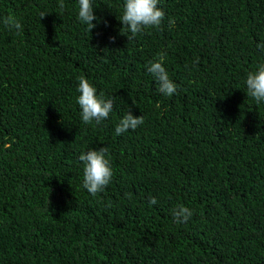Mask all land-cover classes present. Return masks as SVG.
Wrapping results in <instances>:
<instances>
[{
  "label": "trees",
  "instance_id": "1",
  "mask_svg": "<svg viewBox=\"0 0 264 264\" xmlns=\"http://www.w3.org/2000/svg\"><path fill=\"white\" fill-rule=\"evenodd\" d=\"M92 3L90 32L78 0H0V264H264V103L245 85L264 0H159L161 26L134 38L124 0ZM81 76L113 100L99 125L82 122ZM129 110L144 123L117 135ZM101 147L114 175L92 196L79 156Z\"/></svg>",
  "mask_w": 264,
  "mask_h": 264
},
{
  "label": "clouds",
  "instance_id": "2",
  "mask_svg": "<svg viewBox=\"0 0 264 264\" xmlns=\"http://www.w3.org/2000/svg\"><path fill=\"white\" fill-rule=\"evenodd\" d=\"M159 0H124L123 14L120 21L123 27L130 33L128 38H134L145 29L159 28L165 18V12L158 7ZM60 8L64 4L60 3ZM78 20L87 26L88 31L96 27L93 23L98 18L94 15L92 0H78ZM46 13H41L45 17ZM3 23L9 29L22 31L21 23L14 16H6ZM174 22L169 20L171 26ZM114 40V38H112ZM264 47V45H258ZM147 71L153 76L157 91L165 96L171 97L177 92V85L169 78L168 73L163 66L162 60L150 62ZM247 96L251 97L257 105L264 103V64L258 65L255 71H250L245 80ZM79 93L77 104L81 110L80 115L84 124L99 125L109 117L113 110V100L105 99L103 94L97 95V90L92 83L84 76L79 77L77 87ZM144 123L143 116H134L129 110L119 121L115 128L117 135L129 130H136ZM107 147H101L98 150L92 149L81 153L79 160L83 163V187L92 196L104 191L110 184L114 175L110 160L106 158ZM157 200L152 197L149 200L150 205H155ZM192 211L184 205H177L172 210V216L177 224L187 222Z\"/></svg>",
  "mask_w": 264,
  "mask_h": 264
}]
</instances>
